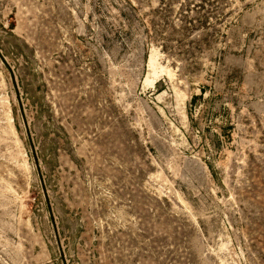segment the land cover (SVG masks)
Masks as SVG:
<instances>
[{
	"label": "rangeland",
	"instance_id": "rangeland-1",
	"mask_svg": "<svg viewBox=\"0 0 264 264\" xmlns=\"http://www.w3.org/2000/svg\"><path fill=\"white\" fill-rule=\"evenodd\" d=\"M0 264H264V0H0Z\"/></svg>",
	"mask_w": 264,
	"mask_h": 264
}]
</instances>
